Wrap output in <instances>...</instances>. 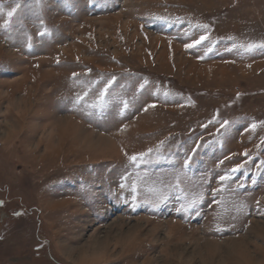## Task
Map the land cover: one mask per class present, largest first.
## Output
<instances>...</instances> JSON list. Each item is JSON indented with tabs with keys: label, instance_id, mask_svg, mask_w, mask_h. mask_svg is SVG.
<instances>
[{
	"label": "rangeland",
	"instance_id": "1",
	"mask_svg": "<svg viewBox=\"0 0 264 264\" xmlns=\"http://www.w3.org/2000/svg\"><path fill=\"white\" fill-rule=\"evenodd\" d=\"M0 264H264V0H0Z\"/></svg>",
	"mask_w": 264,
	"mask_h": 264
},
{
	"label": "snow or ice",
	"instance_id": "2",
	"mask_svg": "<svg viewBox=\"0 0 264 264\" xmlns=\"http://www.w3.org/2000/svg\"><path fill=\"white\" fill-rule=\"evenodd\" d=\"M15 11H16V8H13L11 11L7 12V16L9 17V20L5 21L6 25L10 22V18L13 16ZM205 39H206L205 36H201L199 40L194 41L193 44L186 45V47H194L195 45L200 44ZM248 47H249V49H251V48L255 47V45H248ZM152 106L154 107V105H152ZM252 127L255 128V125H253ZM149 151H151V149H149ZM140 155H144V154L142 153ZM129 159H130V161L135 162L137 157L135 155H133V156L129 157ZM220 179L224 180V179H226V177L222 176V177H220ZM121 187H123V185H121Z\"/></svg>",
	"mask_w": 264,
	"mask_h": 264
}]
</instances>
